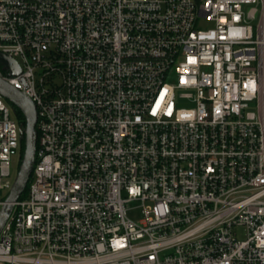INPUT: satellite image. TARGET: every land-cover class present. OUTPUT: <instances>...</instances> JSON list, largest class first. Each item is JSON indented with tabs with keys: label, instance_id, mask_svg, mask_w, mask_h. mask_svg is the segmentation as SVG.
I'll return each instance as SVG.
<instances>
[{
	"label": "built area",
	"instance_id": "2783aa9c",
	"mask_svg": "<svg viewBox=\"0 0 264 264\" xmlns=\"http://www.w3.org/2000/svg\"><path fill=\"white\" fill-rule=\"evenodd\" d=\"M0 52L38 133L0 264H264V0H0ZM22 142L0 94V210Z\"/></svg>",
	"mask_w": 264,
	"mask_h": 264
},
{
	"label": "water",
	"instance_id": "95a60500",
	"mask_svg": "<svg viewBox=\"0 0 264 264\" xmlns=\"http://www.w3.org/2000/svg\"><path fill=\"white\" fill-rule=\"evenodd\" d=\"M0 62L11 69L13 75L21 73V69L15 59L0 52ZM0 94L11 104L17 107L24 115L26 126L22 131L24 136V153L17 176L11 190L6 197L5 204L0 210V232L6 223L13 203L25 192L30 175L35 163V152L37 144V110L36 105L23 91L15 88L9 81L0 76Z\"/></svg>",
	"mask_w": 264,
	"mask_h": 264
},
{
	"label": "trees",
	"instance_id": "16d2710c",
	"mask_svg": "<svg viewBox=\"0 0 264 264\" xmlns=\"http://www.w3.org/2000/svg\"><path fill=\"white\" fill-rule=\"evenodd\" d=\"M11 105H12V109H13V115L17 119V121L20 125V128L23 131L25 126H26L25 117H24L23 113L17 107H15L13 104H11ZM24 148H25V145H24V136H23V142H22V148H21V155L22 156L24 153Z\"/></svg>",
	"mask_w": 264,
	"mask_h": 264
},
{
	"label": "rangeland",
	"instance_id": "374dc122",
	"mask_svg": "<svg viewBox=\"0 0 264 264\" xmlns=\"http://www.w3.org/2000/svg\"><path fill=\"white\" fill-rule=\"evenodd\" d=\"M202 26L203 27H207L208 24L206 22H202ZM131 206L133 207L132 210L129 211V216L133 219H140L141 217V212H140V209L137 207L138 206V203L137 202H132L131 203ZM236 230H243V229H236ZM242 232V231H241ZM243 236V235H242Z\"/></svg>",
	"mask_w": 264,
	"mask_h": 264
}]
</instances>
